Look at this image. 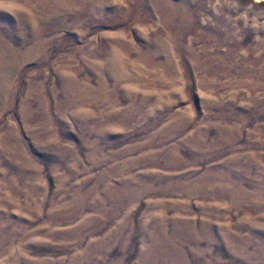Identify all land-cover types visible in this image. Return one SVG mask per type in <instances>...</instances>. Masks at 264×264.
Instances as JSON below:
<instances>
[{
  "label": "rangeland",
  "instance_id": "rangeland-1",
  "mask_svg": "<svg viewBox=\"0 0 264 264\" xmlns=\"http://www.w3.org/2000/svg\"><path fill=\"white\" fill-rule=\"evenodd\" d=\"M0 264H264V0H0Z\"/></svg>",
  "mask_w": 264,
  "mask_h": 264
}]
</instances>
